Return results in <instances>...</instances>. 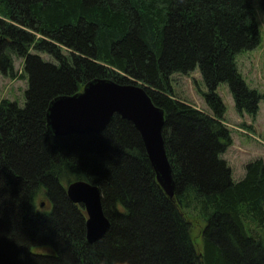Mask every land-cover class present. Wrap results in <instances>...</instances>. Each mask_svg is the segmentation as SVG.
Masks as SVG:
<instances>
[{"label":"trees","instance_id":"1","mask_svg":"<svg viewBox=\"0 0 264 264\" xmlns=\"http://www.w3.org/2000/svg\"><path fill=\"white\" fill-rule=\"evenodd\" d=\"M0 36V73L21 58L27 80L22 106L0 100V264H264V161L233 181L217 93L226 84L252 117L264 99L235 60L260 42L254 0H0ZM195 70L207 111L172 88L175 73ZM95 78L139 84L163 110L173 198L128 120L114 115L98 134L47 131L50 101ZM77 180L99 187L109 220L93 243L66 194ZM191 218L203 222L200 248Z\"/></svg>","mask_w":264,"mask_h":264},{"label":"water","instance_id":"2","mask_svg":"<svg viewBox=\"0 0 264 264\" xmlns=\"http://www.w3.org/2000/svg\"><path fill=\"white\" fill-rule=\"evenodd\" d=\"M114 115L133 124L156 182L167 197L173 198L175 183L162 135L164 112L153 104L143 86L92 79L78 92L53 98L45 113V123L53 137L98 134ZM66 194L72 203L82 204L85 209L86 240L93 243L101 239L110 224L103 212L99 187L77 180L66 186Z\"/></svg>","mask_w":264,"mask_h":264},{"label":"rangeland","instance_id":"3","mask_svg":"<svg viewBox=\"0 0 264 264\" xmlns=\"http://www.w3.org/2000/svg\"><path fill=\"white\" fill-rule=\"evenodd\" d=\"M254 11L260 33V42L254 49L239 53L235 60L237 70L245 83L251 89L264 94V10L260 7L259 0H254ZM43 55V59L49 61V57ZM22 67V59L13 57L12 74L0 73V100L6 99L16 102L20 106L23 105L27 80L22 73ZM171 83L177 97L207 111V105L202 96L205 86L198 70L186 75L175 73ZM217 93L225 105L224 124L230 130L232 138V144L223 154V158L231 167L233 181H238L244 175V165L248 161L257 158L264 161V99L259 102L258 112L252 117L245 113L240 115L236 112L226 84H220ZM191 220L190 234L195 240L197 248H200V232L203 222L197 218H191Z\"/></svg>","mask_w":264,"mask_h":264}]
</instances>
